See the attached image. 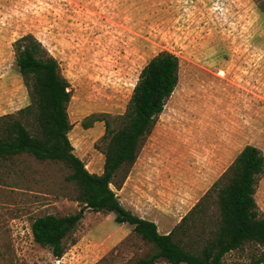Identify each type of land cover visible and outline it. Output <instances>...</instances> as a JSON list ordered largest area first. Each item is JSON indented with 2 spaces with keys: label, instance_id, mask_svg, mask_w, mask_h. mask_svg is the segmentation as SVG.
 Listing matches in <instances>:
<instances>
[{
  "label": "rangeland",
  "instance_id": "374dc122",
  "mask_svg": "<svg viewBox=\"0 0 264 264\" xmlns=\"http://www.w3.org/2000/svg\"><path fill=\"white\" fill-rule=\"evenodd\" d=\"M26 34L67 82V138L94 174L103 163L97 120L124 112L151 57L166 51L178 58L175 88L126 177L119 172L109 185L124 209L153 222L159 234L201 200L204 223L196 230L210 229L217 208L203 195L212 194L245 145L264 159V0H0V116L28 104L12 49ZM67 173L61 163L26 155L0 160V250L10 251L4 264H130L152 253L129 225L89 210L64 239L60 258L32 242L34 218L80 209ZM253 199L264 218V167ZM259 256L263 246L246 244L221 264H250Z\"/></svg>",
  "mask_w": 264,
  "mask_h": 264
},
{
  "label": "trees",
  "instance_id": "16d2710c",
  "mask_svg": "<svg viewBox=\"0 0 264 264\" xmlns=\"http://www.w3.org/2000/svg\"><path fill=\"white\" fill-rule=\"evenodd\" d=\"M12 49L28 104L14 114L0 116V160L26 155L39 162L61 163L68 170L64 180L75 191L73 200L81 205L73 215L34 218L29 226L32 242L48 249L55 259L60 258L65 251L64 239L75 229L83 211L89 210L112 214L115 224L129 225L140 240L151 246L152 253L130 264H156L158 260L167 264H221L225 254L246 244L264 247V218L258 215L253 199L264 159L255 146L245 145L212 185V194L203 195L202 199L212 198L217 208L207 231L196 230L197 224L204 223L202 200L167 233L159 234L153 222L124 209L109 188L117 173L122 172V180L126 177L154 117L177 84L179 61L175 55L162 51L151 57L138 75L124 112L97 120L104 130L100 138L103 163L101 172L94 174L85 170L72 153L66 115L70 95L56 61L30 34L12 42ZM82 126L89 127L87 122ZM8 252L0 250V263L4 264ZM262 261L264 257L259 256L250 264Z\"/></svg>",
  "mask_w": 264,
  "mask_h": 264
},
{
  "label": "crops",
  "instance_id": "0c3cea01",
  "mask_svg": "<svg viewBox=\"0 0 264 264\" xmlns=\"http://www.w3.org/2000/svg\"><path fill=\"white\" fill-rule=\"evenodd\" d=\"M125 209H127V208H125ZM129 211H131V210H129ZM132 215H135V216H137V217H139V218H142L141 216H139V215H137V214H132ZM143 219V218H142Z\"/></svg>",
  "mask_w": 264,
  "mask_h": 264
}]
</instances>
